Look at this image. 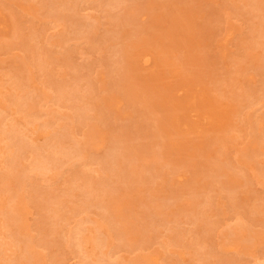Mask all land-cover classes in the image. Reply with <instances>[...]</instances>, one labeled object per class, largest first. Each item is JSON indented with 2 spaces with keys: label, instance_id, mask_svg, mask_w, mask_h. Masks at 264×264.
<instances>
[{
  "label": "rangeland",
  "instance_id": "374dc122",
  "mask_svg": "<svg viewBox=\"0 0 264 264\" xmlns=\"http://www.w3.org/2000/svg\"><path fill=\"white\" fill-rule=\"evenodd\" d=\"M59 11L0 0V132L54 142L83 102L86 154L35 170L25 151V183L0 178V264H264V0H85L94 44ZM15 61L44 117L13 105Z\"/></svg>",
  "mask_w": 264,
  "mask_h": 264
},
{
  "label": "bare ground",
  "instance_id": "6f19581e",
  "mask_svg": "<svg viewBox=\"0 0 264 264\" xmlns=\"http://www.w3.org/2000/svg\"><path fill=\"white\" fill-rule=\"evenodd\" d=\"M40 1L46 2L48 5H50V7L51 6H56L57 9L59 8V10H60L58 12L59 15L56 16V17H58L59 19H62L63 21H65V22L70 24V26L72 28V30L70 32L73 35H75L76 39H78V40L80 38H84L85 41H89L90 43L94 44L97 35L101 34L100 33L101 30L104 31L105 33H106V31H108V29L106 31L103 30L105 27L103 28L101 23H100L101 25L95 26L96 23L94 24L93 21H92V25H90V27L87 26V28H86V29L89 28L88 29L89 31L86 30V29L85 30L83 29V27L85 28V24L79 22L81 19L78 21V19L76 18L75 13L78 12V7H79L80 3L82 1H85V0H40ZM87 1H94V0H87ZM116 3L117 2H115V4ZM118 3H119V0H118ZM106 9H107V7H106ZM53 10H54V8H53ZM55 12H56V8H55ZM49 13H50V10H49ZM103 13H105L107 16L112 14V12H109V10H105L104 11V8H103ZM56 15H57V13H56ZM112 15H110V17ZM84 17H85V19L88 18L87 22L90 21L89 20L90 16L89 17L84 16ZM81 21H83V20H81ZM88 24H90V23H88ZM92 31H94V33L96 35L90 33ZM70 32H69V35H70ZM105 33H103V34L105 35ZM108 33H110V32H107V34ZM107 36H105L106 40H109L110 37L109 36L107 37ZM98 37H100V36H98ZM71 39H69V40H71ZM97 42H99V40ZM149 56L150 55H147V56L144 57V62L146 64L149 61V59L152 58V57H149ZM36 61H37L36 63L39 66H42L45 63L44 60H36ZM151 64H152V62H151ZM14 66H16V71H15V74H14L16 76H13V75L11 76L10 74H8L9 76L8 77L6 76V77H7V80H9V82H11L12 85H14V88L20 90L22 98L19 97L20 99L13 100L14 104L13 103L12 104L17 106V107H15V108H17V110L22 111L23 113L25 112L27 117H29V116L36 117V118L40 117V116L44 117V114L42 113V115H40V112H38L39 110H37V106H38L37 99L42 96L43 97L42 102H44L45 98H47L46 94L45 93H41V94H38V97L36 96V98H32L33 96H32L31 93H33L32 92L33 91V89H32L33 87L29 85L30 83L29 84L27 83V81H29V79L27 80L28 77H26V75H23V72L21 71V68L24 69L25 66H23L19 61H15V65ZM64 86L65 85L63 84V88L66 89ZM57 87H58V89H61L59 84H57ZM15 95H13L12 97L16 98ZM10 97H11V95H10ZM42 102H40V104ZM73 105L76 108V113L77 114L76 115L67 116L66 117V121L63 123V125H60L59 127H55V128H53L51 130V132L53 134L54 142L51 141L49 143L47 141H44L42 143H37V142H35V140H31V141H28L30 139L26 140L25 135L29 134L28 133L29 132V130H28L29 128L27 126H25V128H22V129L20 128L19 129V128H16V127H14L12 125L11 127L7 128V129L5 128L4 131L1 130L0 139L6 138L7 140H9V142H7V147H6L7 148V152L4 155L5 159H6L5 162L7 163V166L4 169L5 171L0 172V178L6 180L9 183H14V185H21V184L25 183L26 177L24 175V173H25L24 169H23L24 167H21L22 166L21 165V159H23V154L25 153V151H29L30 152V155H31V161H30L31 162V169H35V170H44V169H47L48 166H52L51 168H58L60 163H61L60 159L63 158V157H66L68 161H75V160L81 159L84 155H86L84 153V147H83L82 141H76L75 140L76 139L75 136H74L75 127L72 124H70L73 121L75 122L76 120H80L81 118H82L83 121L85 120V118L83 116L84 115L83 111L85 109V107H84L85 104H83V102L82 103L81 102H74ZM22 112H21V114H22ZM47 114L52 116L53 113L49 110L48 113L46 112L45 116H47ZM0 118H1V116H0ZM28 121H29L28 124H30L31 122L32 123L34 122V120L32 118H29ZM52 121L53 120L50 117L49 118H45L43 120V124H44L43 126L50 127L52 125V123L54 122V121L53 122ZM23 122L24 121H22V123ZM16 123H13V124L15 125ZM4 124H6V123H4ZM24 124H25V122H24ZM35 125H36L35 129L39 128L38 124H35ZM187 125H188V123H187ZM70 126H71V128H70ZM32 130H34V128ZM54 143H56V145ZM49 150H50V152H47ZM25 168H26V166H25ZM120 182H121V178L120 179L118 178L117 183H120ZM5 223H7L8 229H11V233L13 232V230H14V233L17 231L16 226H15V224L17 223V219L16 218L9 216ZM46 229H48V228H46ZM11 233H10V235H11ZM12 236L13 235H11V237ZM95 241L98 242V243L101 242V240L97 241V239ZM79 242L81 243V241H79ZM16 246L18 247V250H19L18 253H17L19 257L22 256L23 254H25L24 250H26V247H25L24 242L22 243L21 241L18 240V243H16ZM80 248H81V246H80ZM28 253L30 254L31 252H28ZM81 255H83V254H81ZM22 258L25 259V260L27 259V257L25 258L23 256H22ZM29 258H30V256L28 257V259ZM155 258H157V257H155ZM102 262H104L105 264H114V263L108 262L107 260H104V261L102 260ZM15 264H17V263H15ZM80 264H87V262L82 261V262H80ZM117 264H119V263H117Z\"/></svg>",
  "mask_w": 264,
  "mask_h": 264
}]
</instances>
